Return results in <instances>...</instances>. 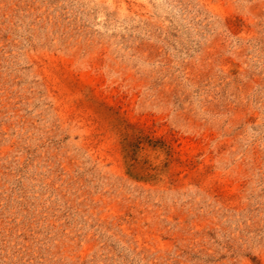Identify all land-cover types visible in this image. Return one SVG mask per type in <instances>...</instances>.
<instances>
[{
	"label": "rangeland",
	"instance_id": "rangeland-1",
	"mask_svg": "<svg viewBox=\"0 0 264 264\" xmlns=\"http://www.w3.org/2000/svg\"><path fill=\"white\" fill-rule=\"evenodd\" d=\"M0 264H264V0H0Z\"/></svg>",
	"mask_w": 264,
	"mask_h": 264
}]
</instances>
